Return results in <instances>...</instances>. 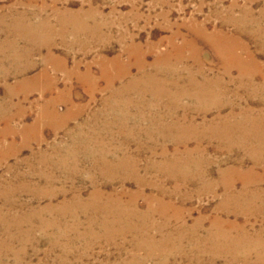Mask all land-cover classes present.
<instances>
[{"label": "rangeland", "instance_id": "374dc122", "mask_svg": "<svg viewBox=\"0 0 264 264\" xmlns=\"http://www.w3.org/2000/svg\"><path fill=\"white\" fill-rule=\"evenodd\" d=\"M263 15L264 0H0V213L5 216L0 217V264H160L178 259L181 249L151 252L143 242H137L142 244L137 248L136 239L147 235L124 231L123 219L137 220L123 214L116 221L101 216L90 196L95 190L123 192L120 199L104 196L100 202L108 211L136 206L140 215L146 214L147 205L157 208L162 202L153 198L148 203L146 195H159L150 183L167 179L171 188L172 180L160 172L171 171L167 165L174 161L173 173L192 179L169 193L174 205L183 209L185 222L190 225L206 217L202 223L207 228L215 214L224 218L220 169L237 163L248 168L255 154L240 149L238 142L227 149L226 142L231 141L203 137L201 133L216 127L201 121L204 116L230 113L234 126L262 134L264 68L252 63L264 67V43L258 44L248 31L254 28L260 35L261 27L264 36ZM49 52L53 60L46 59ZM165 53L166 63L183 71L181 82L190 92L195 90L191 82L186 85L188 77L198 84L214 82L215 94L199 98L170 92L181 104L176 112L170 109L172 114L150 107L151 93L145 95L142 109L133 104L125 108V96L133 100L137 95L131 85H126V94L121 91L127 79L115 77L107 87L102 62L112 77L121 73L116 58L133 63L135 74L140 54L153 63ZM241 57L247 70L254 71L252 82L238 78ZM42 69L48 71L47 77L38 76ZM87 69L90 73H85ZM218 77L225 89L215 82ZM50 81L54 87L45 90ZM49 113L65 117L66 124L52 121ZM184 114L196 122L182 120ZM164 144L169 149L166 155L159 153ZM174 145L180 150H173ZM183 159L195 160L197 167L178 163ZM94 163H104L102 173ZM263 165L258 162L255 171L263 174L264 185ZM199 170L208 178L200 181ZM242 182L235 178L237 188ZM137 191L146 195L131 201L130 194ZM260 198L253 206L264 209ZM227 205L235 211L229 220L249 230L264 223L261 215L245 216L235 204ZM31 209L35 213L29 215ZM150 215L157 228L149 229V234L156 241L177 226L161 229L162 216ZM189 247L186 255L192 258L211 256ZM243 255L216 252V264H242ZM248 255L264 264V250Z\"/></svg>", "mask_w": 264, "mask_h": 264}, {"label": "bare ground", "instance_id": "6f19581e", "mask_svg": "<svg viewBox=\"0 0 264 264\" xmlns=\"http://www.w3.org/2000/svg\"><path fill=\"white\" fill-rule=\"evenodd\" d=\"M253 22H254V20H253ZM262 29L263 28H261V27L259 28L260 35H258L256 33V30L254 28L253 29L249 28V31H248L251 35H253V37H256L258 39V41H260V42H258V44L264 43V36H263V34H261L263 31ZM245 33L247 34V32H245ZM169 43H170V41H169ZM230 45H232V44H230ZM240 47H242V46H240ZM246 48H248V47H246ZM174 53H175V51H174ZM49 54L50 55H48L46 59L53 60L52 56H51L52 53L49 52ZM221 57H222V55H221ZM242 57H241V59L237 58L241 64V68L239 69L240 72L238 74L239 75L238 78H240V79L246 78L248 80V82H250V81L252 82L253 77H254V75H253L254 71H250V69L247 70L248 65H247L246 61L244 60V58H242ZM136 59L137 60H135L134 65L137 68V70H136L137 73H135V74H133L131 72V65L133 63H128V64L122 63V62H120L119 58H116L114 61L116 63H119V65H120L119 69H120L121 73L118 75H114L113 77L109 75L108 69L106 70V65H104L105 62H102V64H101L102 65L101 66V74L106 77L107 87H109L112 84V79L115 77L119 78L120 80L127 79V81H126L127 83L124 85V87L121 88V91L125 92V94H126V89H125L126 85H131L132 88H131V86H129L130 87L129 89L137 95L136 98L133 100L127 99V98H129L128 95L125 96V98H126V100H125L126 103H124L125 108H127L128 104H133L135 108L136 107L138 108V106H139V108L142 109V107L145 105L144 104L145 103L144 102L145 95H147L148 93H151L152 98H153V102L150 103V107H152L156 110L161 109V107H162V108L166 109L165 111L168 114H172L173 112H171L170 109L176 110V108L178 106H180L181 104H178V103L176 104V102L173 100V98L171 96H169L170 92L175 93L176 95H181V96L192 95V96H196L199 98H203V97H201L202 94H205L208 96L215 94V93H213L214 89L212 88L214 85V82L204 81V82H202V84H200V83L198 84V83H194L193 79L188 77L187 78V79H189L188 84H186V83L185 84L190 87L189 83L191 82L194 85V90H195L194 93L190 92V89L187 88L186 86H183V83L181 82V80L183 78V76H182L183 71L180 70L178 68V66L176 68V67H173V65H169L168 63H166L169 60V55L166 53L163 54L162 56L157 57L153 63L147 62V60H145V57L142 56V54H140L139 57H137ZM230 63H231V61H230ZM257 63L258 62L254 61L252 64H253V66H256V67L258 66V67L264 68L263 66H261ZM233 64H234V62H233ZM227 67H229V66H227ZM89 70L90 69H87L85 73H90ZM177 70H180V71L177 72ZM187 70L188 69H186V71ZM76 71H78V70H76ZM71 72L72 71H69L66 73H67V75H69V74H71ZM226 72L228 73V75L230 74L228 69L226 70ZM38 74H39L38 76H40V77H47L48 71L45 69H42ZM262 76L264 77V75H262ZM220 79L221 78L218 77V80H216L215 82L217 84L220 83L221 86L223 85L222 88L225 89V86H224L223 82H221ZM53 81H50L49 83L44 85L45 90L46 89L48 90V89L54 87ZM250 86H252V85H250ZM250 86H248V87H250ZM255 90H257V88ZM217 93H218V91H217ZM164 97H166V100L163 99ZM196 97H194V98H196ZM218 107H222V105H219ZM217 109L219 111V112H217V116H220L221 115V109L220 108H217ZM49 116L52 117V121H54V122H56L58 120V121H60L59 123H61L63 125L66 124V120H65L66 118L65 117H64V119L60 118V117L58 118V116H56V113L55 114L49 113ZM177 116L178 115L176 114L175 119H177ZM187 116H186V114L182 115V117H181L182 120L192 121L193 123L196 122L194 120L193 116H189V117H187ZM207 121L214 122L216 129L212 130L211 133H209V134H202L201 133V135H203V137H206L205 135H212L213 139L216 138L220 142H223L220 139H225V140L231 141V142L225 141L226 145H227L226 146L227 149L232 148V147H236V144H232V142H234V143L238 142V143H240V149L255 154V157L253 159L254 163L248 168H244V165L242 163H237L236 165L234 164L231 168L228 167V169H220V175L223 179L222 184L224 187L223 195H222V199H221V202L223 203V205H222L223 208L222 207H220V208H221V210H224V213H225L224 218L221 217L219 214H215L213 216V219L210 221V225L207 228L204 227L203 223H202L203 218H206V217H198L190 225H188L185 222L186 216L184 217V213L182 211L183 209L180 208L179 206L174 205V201H173L172 197H170L169 193H175V191H178L182 186L187 185V184H191L192 179L187 178V176L182 177L178 173H173L174 172L173 169L175 168L174 163H176V161H174L173 163L170 162V164L167 165V167L171 171L160 172V173H166V174H161V177L165 176V178H170L172 180L173 183H172L171 188H170V186L166 185L165 181L167 179L164 178L165 179L164 182L160 181V183H155V182L150 183V185L153 188H155L156 191L158 192L159 195L157 197L152 196V194L146 195L144 192H141V191H137L134 194H130V200L131 201L136 199V197H139L141 195L144 196V194L148 197L147 198L148 203L151 202L153 198L154 199L158 198L162 202L158 204L157 208L156 207L153 208L151 205H149V206L147 205V207L145 209L146 214L144 212V213H142V215H140V212H139L140 209L136 206H131L129 209L125 210L123 207L119 208V207H116L117 205H115L114 207H116V210H114V211L109 210L108 211L106 208V205L104 206V204L100 202L101 198L104 196H106V197L109 196V197H113L116 199H120L124 196V193L123 192H119V193L116 192L115 194L113 193L114 194L113 195L112 193L110 194V193H105L101 190H95L90 195L92 200L94 201L93 209L97 210L98 212H101L100 213L101 216H106V217L109 216L111 218L114 217L113 221H116L117 217L121 214L128 216V217H131L132 220L136 219L137 220L136 222L135 221L134 222H132V221L128 222V219H123V221L128 222V223L127 222L124 223V225H125V226H123V228H125L124 231H126V232L129 231L131 233H133L135 231L136 233H138L141 236H143V234L147 235V237L145 236V238H141V240L136 239V243L137 242L138 243L143 242L142 244L144 246H146V248L149 249L151 252L153 250H158L159 248H161V249L173 248L175 250L181 249L178 252H180L183 255H179L178 259H175L173 261L160 260L159 261L160 264H216V262H217L216 261L217 259L215 258L216 252L217 253L218 252H220V253H222V252L223 253H232L234 251L244 252L243 257L241 258L242 264H249V263H253V262L255 264H261L262 262H260L257 259H255V260L251 259L248 254L252 253L254 251L257 253L259 251L264 250V223H262L260 225L261 228H259V229L249 230L248 228H245L244 224L237 223V222L235 223L232 220H229V216H231L230 214L235 212V211L233 209H231L227 204L230 202L233 205L235 204V207L238 210H240L241 212L243 211L242 213H244L245 216L257 214L258 216L261 215L260 217L264 218L263 207L262 206L261 207L260 206H253V205H259V204H256V202H257L256 198L264 197V185L261 182L263 174L256 173V171H255V167L257 166L258 162L259 163L262 162V164H264V157L261 156L262 154H264V135L262 136V134H264V127H263L264 125L260 124V127H261L260 131L262 132V134L258 135V134H254V133L252 134L249 131L252 129L251 127L241 128V127L234 126L233 124H231L230 113H226V115L224 117L212 116L211 118H209L207 116H204V118H202L201 123H206ZM192 122H191V124H193ZM163 134H164V132L161 133V135H163ZM235 138H238L241 141H238V140L235 141ZM251 139L255 140L256 142L251 143L252 142ZM186 144H187V142L182 143L181 145H186ZM173 150H175V151L180 150L179 145H174ZM154 152H157V151L155 150ZM167 152H169V149H168L167 145L164 144L161 147V150L159 153L160 154L163 153L162 155H164ZM178 163H181L184 165L185 164H194L197 167V162L195 160L191 163V162L183 159V160H179ZM103 164L104 163H99L97 166L94 163V169L96 171H99V173H102L100 170L102 169ZM120 164L121 163H118L117 165H120ZM98 167H99V169H98ZM151 167H155V165L152 164ZM263 167H264V165H263ZM207 173H208V171H207ZM197 175H198L197 178L200 181L204 180V178L207 176L206 171H204V170H199ZM161 177H160V179H161ZM206 178H208V177H206ZM235 178L241 179L243 181L242 182L243 184L241 187H239V186H238V188L236 187ZM210 183L212 185L211 187L215 188V183L213 181ZM262 199H264V198L258 199L259 200L258 202L262 201ZM31 210L32 211L29 212V215L35 213V211L33 209H31ZM0 212H1V210H0ZM154 212H157V213H159V215L162 216L163 223L161 225H158L161 229L164 226H168L169 224H172V225L177 224L176 228L173 229L174 231L170 230L168 233H166L167 235L165 237L160 238L158 241H156L155 238L149 234V229H156L157 228L156 224H154L153 220L150 218V216H151L150 214H153ZM233 215L235 216L236 214H233ZM0 217L4 218L5 216L0 213ZM119 219H121V217H119ZM173 220H175L176 223H171ZM138 221H141L142 223H140ZM251 225L252 224H249V226H251ZM169 243H172L174 246L169 245ZM142 244H138L137 248L139 246L142 247ZM187 245H188V247L190 246L189 248L192 251H197V252L203 253V254L206 253V254L211 255V256L208 257V259H204V260L202 258H196V259L192 258L189 255H186V253L188 251L185 249V247ZM4 246H7V245H4ZM2 247H3V245L0 247V250Z\"/></svg>", "mask_w": 264, "mask_h": 264}]
</instances>
